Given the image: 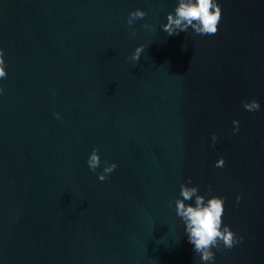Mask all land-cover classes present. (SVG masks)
<instances>
[{
  "label": "water",
  "instance_id": "obj_1",
  "mask_svg": "<svg viewBox=\"0 0 264 264\" xmlns=\"http://www.w3.org/2000/svg\"><path fill=\"white\" fill-rule=\"evenodd\" d=\"M217 2L215 35L169 36L177 0H0V264H202L174 210L189 179L243 238L213 264H264V0Z\"/></svg>",
  "mask_w": 264,
  "mask_h": 264
},
{
  "label": "clouds",
  "instance_id": "obj_2",
  "mask_svg": "<svg viewBox=\"0 0 264 264\" xmlns=\"http://www.w3.org/2000/svg\"><path fill=\"white\" fill-rule=\"evenodd\" d=\"M146 13L140 9L129 12L126 25L130 29V35L135 37L136 29L135 22L143 19ZM222 19V9L217 0H177V5L172 12L166 16V23L161 26V29L169 36L177 35L180 32H188L191 29L197 35H215L218 31V25ZM142 28L152 29L154 26L149 24L141 25ZM187 48V44L184 45ZM145 51L143 44L138 45L131 53L129 59L133 62H139L142 53ZM7 65L5 63V53L0 49V79L7 78L5 71ZM4 89L0 86V93ZM55 93H53L54 95ZM243 108L249 112L258 111L260 104L255 99L243 102ZM59 119V113H53ZM233 132L239 129V121L233 119ZM212 143L215 144L217 137L212 134ZM99 149L93 148L86 161L90 171L95 170L101 165V160L98 155ZM104 167L101 173L97 174L100 181H104L108 174L112 173L117 165L103 162ZM225 164L224 157L221 156L215 162L214 167L221 168ZM191 184V179L187 184H180L179 198L174 200L175 213L184 225V232L187 235L188 241L193 246L195 255H198L202 264H213L214 252L213 249H231L238 243L242 242V237H238L235 232L230 230L228 225L223 224L222 217L224 215L225 197L211 195L207 199L205 196L198 194L196 186H188ZM211 191V189H209ZM241 197L236 196V201L239 202ZM194 201L193 203H186Z\"/></svg>",
  "mask_w": 264,
  "mask_h": 264
}]
</instances>
